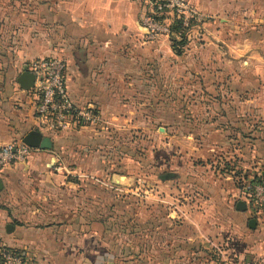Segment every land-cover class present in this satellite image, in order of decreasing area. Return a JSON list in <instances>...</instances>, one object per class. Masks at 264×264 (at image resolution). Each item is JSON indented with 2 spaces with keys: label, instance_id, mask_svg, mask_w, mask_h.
Returning <instances> with one entry per match:
<instances>
[{
  "label": "rangeland",
  "instance_id": "rangeland-1",
  "mask_svg": "<svg viewBox=\"0 0 264 264\" xmlns=\"http://www.w3.org/2000/svg\"><path fill=\"white\" fill-rule=\"evenodd\" d=\"M63 4L0 0V70L19 73L31 60L65 58L56 52L78 44L66 37L72 28L80 33L81 20L71 24ZM222 5L228 10L217 13ZM201 6L205 27L193 48L202 55L189 54L194 49L185 40L176 48L170 42L175 62L130 63L113 77L112 104L82 103L94 107L99 122L52 138L57 173L27 197L43 222L59 213L75 223V234L79 222L82 258L186 264L187 244L205 242L221 249L204 252L217 264H255L247 260L253 219L247 206L246 217H226L218 214L220 202L205 201L209 184L244 201L249 179L264 171V0H202ZM166 173L174 175L161 178ZM187 212L208 213L198 220L205 237Z\"/></svg>",
  "mask_w": 264,
  "mask_h": 264
},
{
  "label": "crops",
  "instance_id": "crops-1",
  "mask_svg": "<svg viewBox=\"0 0 264 264\" xmlns=\"http://www.w3.org/2000/svg\"><path fill=\"white\" fill-rule=\"evenodd\" d=\"M191 1L203 10L202 0ZM62 3L64 4L61 13H66L70 17L71 24L73 21L81 20L80 23L77 21L80 25V33L72 28V32L68 31L70 36L66 37V40L73 37V41L78 44L74 45L73 49H69L66 45L62 51L56 52L58 56L63 55L67 62V87L71 98L76 103L82 105V103L94 102L105 106L112 104V101L117 99L113 97V92L118 89L113 77L116 76L115 74L123 75L122 71H126L130 63L140 66V60L143 62L145 58L153 60L161 59V57H173L175 62L176 54L170 49V41L166 37L161 36L155 40L146 39L143 28L139 24V17L143 11L140 2L136 0H71V6L65 3V0H62ZM227 10L222 5L217 8V13L224 14L223 12ZM223 20L220 18L219 22ZM234 21L239 24L236 19ZM194 42L189 43V48L194 49L189 52L192 55L200 52L197 47L193 48ZM78 50H84L83 60L76 56ZM202 54L201 51L200 55ZM118 65L120 68H116ZM20 72L0 70V146L22 140L30 132L38 131L34 120L35 100L30 91L19 86L17 77ZM137 77L140 82H144L140 79V72ZM124 82L119 89L123 88ZM57 159L52 146L46 149L35 147L26 162L8 165L1 171L0 247L27 250L37 264H120L112 256L105 254L82 258L79 222L76 224L75 234V223H66L61 214H53V217L58 220L43 222V213L32 210L33 203L27 195L32 196L34 192H37L35 191L37 188L53 181L52 177L57 173L58 168ZM214 187L211 184L207 185L208 191L214 189V193L211 195L206 191L209 199H206L205 203L220 202L218 213L220 216L227 217L228 213L238 218L246 217L245 210L237 208V203L242 200L233 199L232 195L226 194L225 191L218 192ZM231 193L235 195V192L231 191ZM22 203H24V209H22ZM184 215L192 222L194 230L198 229V236L205 237L204 232L199 230L201 226L198 220L203 219L208 213L204 216H196L192 212L189 214L187 212ZM261 225L262 222L256 220L254 227L248 224L250 231L246 234L250 253L247 260L252 259L255 264L264 261L262 256L264 232ZM187 246L190 254L186 264H217L212 254L207 258L204 252L215 253L216 249L222 252L218 245L213 243L190 242ZM217 255L219 256V253ZM176 261L173 263H177Z\"/></svg>",
  "mask_w": 264,
  "mask_h": 264
},
{
  "label": "built area",
  "instance_id": "built-area-1",
  "mask_svg": "<svg viewBox=\"0 0 264 264\" xmlns=\"http://www.w3.org/2000/svg\"><path fill=\"white\" fill-rule=\"evenodd\" d=\"M143 11L139 24L147 40L166 37L170 42L198 40L205 13L191 0H136ZM186 44V45H187ZM26 71L34 75L30 91L34 97L35 126L42 134L56 137L100 121L92 105H79L67 87V62L61 57L31 60ZM35 147L22 140L0 146V173L8 165L26 162ZM262 175V174H261ZM244 202L256 221L264 223V178L251 177L243 191ZM0 264H37L24 249L0 247Z\"/></svg>",
  "mask_w": 264,
  "mask_h": 264
},
{
  "label": "water",
  "instance_id": "water-1",
  "mask_svg": "<svg viewBox=\"0 0 264 264\" xmlns=\"http://www.w3.org/2000/svg\"><path fill=\"white\" fill-rule=\"evenodd\" d=\"M76 56L79 57L80 59H84V50H78L76 52ZM17 82L19 84V86L24 89V90H29L31 87H33V82H34V75L31 74L30 72L24 70L22 72H20V74L17 77ZM34 137L35 139V145L32 146V144L30 145L28 143V140ZM22 141L26 144H28L29 146L32 147H38V148H42V149H46V148H50L52 146V141L48 136L43 135L40 131H32L30 132L28 135H26ZM262 176L264 177V171L261 172ZM173 173H166L163 174L161 176V178L166 179V178H171L173 177ZM1 181H0V188H1ZM237 208L241 209V210H245L246 209V205L244 202L239 201L237 203ZM249 226L254 227L255 225V219H250L249 220Z\"/></svg>",
  "mask_w": 264,
  "mask_h": 264
},
{
  "label": "trees",
  "instance_id": "trees-1",
  "mask_svg": "<svg viewBox=\"0 0 264 264\" xmlns=\"http://www.w3.org/2000/svg\"><path fill=\"white\" fill-rule=\"evenodd\" d=\"M172 43V46L173 47H175L176 48V44H180V45H183L185 42L184 41H179V42H174V41H172L171 42ZM43 135H45V134H43ZM45 136H48V135H45ZM50 139H52V138H55V137H52V136H48ZM56 137H58V136H56ZM255 178H259V179H263L264 177L261 175V173L260 174H258V176H255ZM166 179H169V178H166Z\"/></svg>",
  "mask_w": 264,
  "mask_h": 264
}]
</instances>
